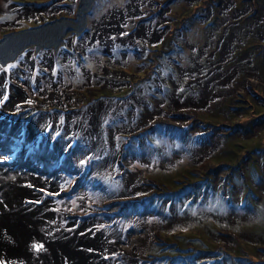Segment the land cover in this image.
I'll use <instances>...</instances> for the list:
<instances>
[{
  "label": "flooded vegetation",
  "instance_id": "flooded-vegetation-1",
  "mask_svg": "<svg viewBox=\"0 0 264 264\" xmlns=\"http://www.w3.org/2000/svg\"><path fill=\"white\" fill-rule=\"evenodd\" d=\"M172 1H164L160 6H157L159 11L160 7ZM177 1L179 0L174 2ZM207 2L205 10L199 6V3L193 7L197 22L200 23L208 18L209 23L206 26L209 28L223 24L225 21L227 22L225 25L231 27L236 25L238 28H235V31L232 29L231 33H228V28L221 25V35L215 37L213 32V35L208 39L213 49L204 58V53L202 56L195 57L186 55L187 49H190L188 33L191 31V25L189 23L187 25H180L181 22L174 24L169 20V15L168 17L167 15L163 16L159 12L154 13L157 16H152L154 14L150 11L154 5L159 4V0H124L123 3L113 1L111 3L118 6L115 11L120 13L113 14L114 12L107 11L102 15L99 12H103L105 5L115 6L107 2L99 8L98 3H96V7H92L94 0H41L40 3H32L30 0L25 3L18 0H0V30L2 31L0 35L6 36L4 41L10 38L6 43L7 50H0V106L8 107L3 112L0 123L7 126L12 125V129L15 130V132L11 131L10 142L6 147L8 152L0 157V171L3 170L1 165L5 160L15 161V157L20 155L19 168H13L12 171L18 173L22 171L23 175L31 172L27 170V161L35 148L61 150L62 153L66 150H98L95 159L89 157L88 160L81 163L88 164L86 172L81 175L73 174L76 178L70 182L69 190L65 186L69 183L68 171H58L59 166L64 164L62 163L63 159L56 162L53 167L57 171V179L59 176L64 177L61 181L60 179L56 180L55 189L47 185L32 184L29 186L27 182L24 183L35 194L26 195L22 201L23 204L32 205L35 208L49 205L53 212L50 206H54L55 199L59 200L54 206V213L59 215L60 225L63 229H74L77 230L76 233H80V229L87 228L83 236L90 232L89 239H92V231L96 228L103 229L107 225L114 224L120 229L114 221H111L110 224L102 223V221L90 224L96 215H105L101 208L98 209L97 203H95L96 207L84 208L87 206L85 201L89 199L85 192L84 181L88 180V183L91 182L93 185L96 179L91 176L93 164L97 165L107 158L109 161H114L112 164L120 165L117 171L112 172V178L126 177L125 172L123 174L119 172V170L126 171V169L121 167L116 151L122 154V150H125L130 154L129 148L124 146L128 144V139L145 132L137 125L139 117L151 116L152 112L157 115L161 114L155 105L163 103L164 98H158L156 96L158 93H164L167 103L169 100L173 106L186 107L182 104L199 91L212 92L209 89V82L205 83V81L211 78L214 72L216 74L224 64L229 63V66L233 67H251L253 70L263 63L264 68V50L254 45V40L250 38L253 27L260 23L261 18L260 14H258V18L253 14V10L257 11L254 9L255 5L253 7L251 4L240 5L235 11L221 15L222 10L231 4L230 1L227 4H223L226 0H207ZM139 3L142 4L138 5ZM55 6L57 9L52 8ZM142 6L147 8L142 9ZM261 8L264 9V7ZM76 10L78 14L82 11L80 12L81 18H78L80 15L75 18L68 17L69 13H74ZM202 12L205 19L198 18V14ZM8 14L12 17L8 18ZM149 15L150 17H148ZM249 15L253 18L252 21H246ZM64 22L66 25L62 24ZM160 22L163 23L160 24ZM68 23L71 25H67ZM73 24H80L76 27V30L79 29L78 32L74 31ZM151 24L153 25L152 30L150 29ZM163 25L165 26L162 29ZM263 25L264 20L259 26ZM64 30L65 33L69 30L74 34L63 37ZM149 33L150 35H148ZM30 35H33L34 39H31ZM234 37L235 44H230L229 41ZM225 38L226 41H224ZM22 39L23 44L19 42ZM33 42L35 44L48 42L49 45L46 48L41 46L37 49L28 47ZM60 43H63L62 46ZM168 43L176 46L174 52L158 55L157 63L154 62V53L160 51L161 45L167 46ZM216 55L217 58L214 59ZM75 61L78 63L77 67L73 66ZM81 62H89L91 68L78 67ZM166 63H169L170 66ZM32 72L40 81V86L38 81L36 83L42 88L41 97H35L34 92L29 88V75ZM22 84L27 87L30 93L24 91ZM123 91H127L125 96H122ZM109 101H112L114 106L109 105ZM29 106L38 107L41 112L35 116V119L30 121V117H28L26 123H21L22 119L20 118L24 113H28ZM96 106H105V110L95 121L93 127L94 124L89 126V120ZM135 106L141 110L138 112L139 117H136L133 111V113H129L131 118L123 127L102 128L100 121L105 118L107 121L116 117L123 118L121 110L128 107L134 109ZM146 108H150L151 111L145 110ZM18 125L21 130L15 128ZM126 125L127 128H124ZM152 125L154 123L150 124L146 130L151 129ZM30 130H33V134H31L34 137L31 141L28 140ZM123 132L131 135L126 136L122 134ZM0 135L5 134L0 132ZM122 136L126 138H121ZM141 144L142 142H140V146H142ZM146 145L148 144L143 146ZM140 146L138 142V147ZM163 147L165 148V145ZM146 148V150H155L149 146ZM102 150L109 153L110 156L100 158V155L103 154ZM131 151L135 156L138 150ZM124 156L127 155H123L122 161ZM76 163H80L78 158ZM112 164L106 163L107 171L110 170L109 165L112 166ZM35 165L38 163L36 162ZM42 165L44 166V163L39 166ZM105 173L106 171L102 176ZM199 174L201 172L198 170L194 172L195 176ZM81 176L80 182L76 183V179ZM87 177L89 178L87 179ZM199 180L194 181V188L196 186L200 188L202 185V182H198ZM75 184L76 186H74ZM74 193L81 196L79 201L82 204L80 208H84L82 211L78 209L73 211L71 207L70 201L74 198ZM65 206L67 209H64ZM169 212L172 213V211ZM60 213L63 217L60 216ZM71 216L77 218L76 224L69 223L68 220ZM133 233L120 229L118 234L123 241L122 238L125 239ZM156 242L148 238L134 251L150 259L151 264H186L187 257L190 262L204 264L201 260L202 249H199L201 251L199 255H187L186 248L178 246L173 249L176 253L169 255L164 252L165 248L169 246L157 250ZM86 245L91 247L88 249L89 255L81 252L86 264H107L110 261H114L116 264L123 262L124 264V258L121 261V256L118 254L110 253L104 249H95L90 243ZM206 251L209 250L206 249ZM147 255H152L153 258L151 259ZM140 261L136 262L132 258V264H139Z\"/></svg>",
  "mask_w": 264,
  "mask_h": 264
},
{
  "label": "rangeland",
  "instance_id": "rangeland-1",
  "mask_svg": "<svg viewBox=\"0 0 264 264\" xmlns=\"http://www.w3.org/2000/svg\"><path fill=\"white\" fill-rule=\"evenodd\" d=\"M18 1L25 3L27 0ZM30 1L32 3L41 2V0ZM108 1L124 2V0H94L92 7H96V3H98L99 8ZM164 1L159 0V4L154 5L150 12L152 14L159 12L167 17L169 15V20L174 24L181 22L180 25H187L189 23L191 25V31L188 33L190 49H187L186 55L195 57L202 56L204 53V58H206L207 53L213 49L208 39L213 35V32L215 37L221 35V25H225L227 22L209 28L206 26L209 23L208 18L205 19L203 12L198 14V18L205 20L197 22L193 7L199 3V6L205 10L207 0H179L176 3L173 0L169 3L168 9L160 7L159 11L157 6H160ZM229 1L231 4L222 10L221 15L235 11L240 5L251 4V7L255 5L254 9L257 10H253V14L257 15V18L258 14L261 16L260 23L264 20L262 19L264 18V9L261 8L264 7V0L262 2L261 0ZM229 1L226 0L223 4H227ZM146 8L144 7V9ZM105 11L107 10L104 9L99 14H105ZM80 12L79 14L77 11L69 13L68 17L75 18L80 15L78 18H81ZM7 17L11 18L12 15L8 14ZM252 20L253 18L249 15L246 21ZM32 23L35 24V22ZM260 23L253 27L250 38L254 40V45L264 50V25L259 26ZM62 24L66 25V22ZM77 26L80 24H73L75 32L79 30H76ZM164 26L161 28L163 29ZM225 26L228 28V33H231L232 29L235 31V28H238L236 25L234 27ZM150 29H153L152 24ZM14 31L17 33L16 30ZM1 32L0 30V34ZM72 34L74 32L69 30L66 33L64 30L62 33L63 37ZM1 36L0 50H7L6 43L10 38L4 41L6 36ZM32 36L30 35L31 39H34ZM226 38L224 41L227 40ZM233 40L235 41V37L229 43L233 44ZM19 42L22 43L23 39ZM43 43L35 44L33 42L28 47L37 49L41 46L46 48L49 45L48 42ZM60 44L62 46L63 43ZM164 46L161 45L160 51L154 53V62L157 63L158 55L173 53L176 47L171 43ZM77 64L75 61L73 66L77 67ZM166 64L170 66L169 63ZM262 64L253 70L251 67H233L229 66V63L224 64L216 74L214 72L211 78L205 81V83L209 82V89L212 92L199 91L195 94L196 97L191 96L186 100V103H181L186 107L173 106L169 100L167 103L166 96L160 92L156 96L164 98V102L155 105L160 110V115L152 112L153 118L151 116L139 117L138 112L141 110L135 106L134 109L128 107L121 110L123 118L116 117L108 121L105 118L100 121L102 128L117 129L118 126L123 127L128 123L131 118L129 113L134 111L136 117L139 115L138 127L145 131L128 139V144L124 146L129 148L130 154L122 150V154L127 155L124 156L126 160L122 161V157L119 159L121 167L126 169V173H124L126 178H131L129 175L132 177L137 175V179L150 186L139 192L140 199H137V202L131 203L126 200L125 206L123 204L115 205L119 208L110 222L114 221L125 232H134L125 239L122 238L123 246L128 245L131 235H135L138 231H142V234L145 232L142 226L130 220L123 212L136 207L138 210H144L145 213L149 211L147 221H153L152 223L159 226L158 236H155L154 233L148 236L153 242L157 241V250L169 246L165 248L164 252L171 255L176 253L173 250L175 247L184 246L187 255H199L201 252L199 249H202L201 260L204 264H264V88L259 83L252 84L250 91L240 88L246 79H255L254 74L264 81ZM78 67L91 68L89 62H81ZM139 71L142 72V70ZM29 79L30 87H28L34 92L33 95L41 97L40 81L33 72L29 75ZM37 81L39 86H37ZM22 86L24 85L22 84ZM24 91L30 93L25 86ZM126 94L127 91L122 92V96ZM16 105L18 104L16 103ZM33 107L29 106L28 113L21 116L20 119L24 120H21V123H26L28 117H30V121L35 119V116L41 112L40 108ZM145 110L151 111L150 108ZM196 120L201 129H193ZM146 122L154 123L151 129L146 130L148 128ZM124 128H127V125ZM122 134L131 135L127 132ZM105 138H107L106 135ZM121 138L126 137L122 136ZM138 142L139 146L142 142V146L138 147ZM145 144L148 145L143 146ZM147 146L153 147L155 150H146ZM131 150L139 152L137 151L134 156ZM102 152L100 158L110 156L104 150ZM79 162L84 163L85 160L79 158ZM109 162L112 164L113 161ZM34 164H36L35 161ZM118 166L120 165H114V163L112 166L109 165L110 170L106 171L103 176L99 175L93 185L91 182L88 183V180L84 181L85 192L89 198L85 201L87 206L84 208L96 207L95 203L100 206V183L105 184L106 189L110 191L108 200L115 199L114 197L118 195L116 191H120L124 185L123 180H125L122 176L112 178V172L117 171ZM196 170L201 174L195 176ZM75 178L76 176L68 173L69 183L65 185L67 190L70 189V182ZM197 179H200L198 182H202L200 188L198 186L194 188V181ZM113 194L115 195L113 196ZM80 197V194L74 193V198L70 201L73 211L84 209L80 208L82 205L79 201ZM57 201L59 200H54V206ZM54 206H50L53 212ZM64 209H67L66 206ZM60 216L63 217L62 213ZM174 216L177 217L175 220ZM110 222L108 223L110 224ZM204 248L209 251L207 252ZM147 256L153 258L152 255ZM185 262L186 264H198V262H190L189 257Z\"/></svg>",
  "mask_w": 264,
  "mask_h": 264
},
{
  "label": "bare ground",
  "instance_id": "bare-ground-1",
  "mask_svg": "<svg viewBox=\"0 0 264 264\" xmlns=\"http://www.w3.org/2000/svg\"><path fill=\"white\" fill-rule=\"evenodd\" d=\"M119 2V1H117ZM139 3L138 5H141ZM113 5V4H112ZM168 5L162 7L168 9ZM105 5V9L109 12L120 13L115 11L118 6ZM145 6L141 8L144 9ZM161 7V8H162ZM57 9V7H52ZM105 11L104 13H106ZM150 35V33L148 34ZM255 79H246L240 86L244 91H250L252 84L259 83L264 88V81H262L256 74H254ZM109 105L114 106L112 101H109ZM8 109V107L0 106V120L2 119L3 112ZM105 110V106H96L92 112L91 119L89 120V126L93 125L95 121L100 118ZM123 112V111H122ZM124 113V112H123ZM126 113V112H125ZM1 122V121H0ZM197 120L193 124V129H201ZM147 126H150L151 123L146 122ZM12 125H3L0 123V132H3L5 135H0V157L4 156L8 152L7 146L11 138V127ZM95 124L93 125V127ZM92 127V128H93ZM14 128V126H13ZM17 130H21L20 125H18ZM32 131L30 130L28 140H32ZM32 133V134H31ZM94 148V144L92 145ZM29 157L27 170L31 171L24 175L18 173L17 171H12V169L19 168L20 164V155L15 157V161H7L1 165L2 171H0V264H86L84 261L81 252L89 255L88 249L93 248L99 250H106L110 253L118 254L121 256V261L124 258V264H132V258L136 260H141L139 264H151L152 261L141 254L136 253L134 250L140 245L143 244L150 234L158 236L159 226L155 223L147 221L149 211L138 210L136 207L123 211L124 214L133 222H136L138 225L142 226L145 229L144 234L142 231H138L135 235H131L128 245L123 246V241H121L119 236V231L114 224L107 225L103 229L96 228L94 229L92 239H89V234L83 236L86 231L85 228L80 229V233H76L74 229L65 230L60 225L57 215L52 212L49 208V205H43L42 208H35L30 205L27 206L23 204V199L26 195H34L29 186L30 185H47L53 189L56 188V180L61 181L64 177L59 176L57 179V171L54 170V164L63 159L64 163L62 166H59L58 171H68L69 174L77 173L81 175L83 172H86V167L88 164L83 165L76 163V159L83 158L85 161L89 157H96L98 150H66L62 153L61 150H41L35 148ZM116 156L118 160L123 157V155L116 151ZM33 160L37 163L43 164L44 166L35 165ZM124 160L126 158L124 157ZM123 160V161H124ZM114 162V161H113ZM106 163L110 164L107 158H104L102 162L97 165L92 166L93 170L91 176L98 178L99 175H102L104 171H107ZM121 174L126 171L119 170ZM131 178H124V185L120 191H116L118 195L114 197L115 199L108 200L110 191L106 189V185L102 184L101 186V202L98 209H102L105 215L95 216L93 218V223H108L110 218L113 219L116 210L119 208L115 207L117 204H123L125 201L131 203L137 202V199H140L139 192L144 191L150 186L145 182L137 179V175H129ZM136 177V178H135ZM82 176L76 179V183L80 182ZM135 180V181H134ZM29 185H25L26 183ZM24 184V185H23ZM28 186V187H25ZM76 186V184L74 185ZM115 194H113L114 196ZM118 198V199H117ZM122 208V206H121ZM174 220L177 218L173 217ZM77 218L71 216L68 220L70 224H76ZM128 219V220H129ZM88 227V226H87ZM86 234V233H85ZM115 259V258H114ZM111 259V260H114ZM107 264H116L114 261H110ZM123 264V262H122Z\"/></svg>",
  "mask_w": 264,
  "mask_h": 264
},
{
  "label": "crops",
  "instance_id": "crops-1",
  "mask_svg": "<svg viewBox=\"0 0 264 264\" xmlns=\"http://www.w3.org/2000/svg\"><path fill=\"white\" fill-rule=\"evenodd\" d=\"M109 2V1H108ZM109 3H111V2H109ZM111 4H113V3H111ZM143 9V8H142ZM77 11V10H76Z\"/></svg>",
  "mask_w": 264,
  "mask_h": 264
}]
</instances>
